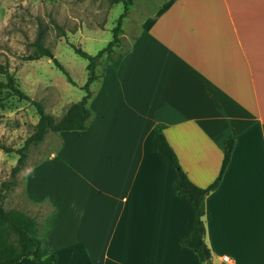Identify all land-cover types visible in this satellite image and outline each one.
<instances>
[{"label":"crops","instance_id":"0c3cea01","mask_svg":"<svg viewBox=\"0 0 264 264\" xmlns=\"http://www.w3.org/2000/svg\"><path fill=\"white\" fill-rule=\"evenodd\" d=\"M100 73L88 127L24 173L26 199L53 209L37 220L53 264H202L180 244L193 210L151 147L157 125L200 187L235 138L204 242L212 264H264V0H165Z\"/></svg>","mask_w":264,"mask_h":264},{"label":"rangeland","instance_id":"374dc122","mask_svg":"<svg viewBox=\"0 0 264 264\" xmlns=\"http://www.w3.org/2000/svg\"><path fill=\"white\" fill-rule=\"evenodd\" d=\"M165 0H133L122 19L119 43L108 56L99 59L96 72L105 68L110 58L126 50L138 32L140 22L152 15ZM124 4L108 0H0V63L13 74L17 85L30 97L20 99L0 88V187L11 181V170L18 160V149L24 145L38 121L32 100L43 104L46 112L58 119L71 103L85 94L81 87L87 80V59L75 52L77 47L94 55L112 40V30L124 12ZM39 38L53 56L65 67L75 85L53 64L52 59L41 57L28 60L34 52V41ZM0 80L4 76L0 75ZM99 80L92 82L90 90ZM48 132L38 144L28 147L24 167L15 176L16 185L4 191L1 204L4 209H16L31 216L49 210L30 203L23 188L24 173L55 150L60 140L72 134ZM59 135V138H58Z\"/></svg>","mask_w":264,"mask_h":264},{"label":"trees","instance_id":"16d2710c","mask_svg":"<svg viewBox=\"0 0 264 264\" xmlns=\"http://www.w3.org/2000/svg\"><path fill=\"white\" fill-rule=\"evenodd\" d=\"M108 1L114 4L122 2L125 7L124 12L117 19V23L112 30V40L94 55L88 54L80 48L73 47L76 53L88 61L86 65L88 72L87 80L81 87L85 90L82 98L77 102L71 103L58 119H55L52 114L46 112L42 103L34 100L31 101L38 114V121L34 125L32 133L25 140L23 147L18 149L19 157L11 170L12 180L2 182L0 187V264H12L22 258H29L33 264H53L57 259L56 255L48 251L44 246L43 231L40 223L36 220V216H31L16 209L6 210L3 208L1 201L4 197V191L9 190L11 186L17 184L15 176L24 167L27 150L30 145L40 143L48 132L59 133L62 131L84 130L88 127L93 117V112L88 108V100L92 96L90 85L101 76V74L96 72L98 61L104 53H108L109 56L113 47L119 43L122 19L128 10V6L133 2V0ZM41 57L51 58L53 64L65 76L67 82L75 85L74 80L65 67L53 56L51 50L44 46L41 40L37 38L34 41V52L26 56V59L37 60ZM114 59L110 58L106 66L113 62ZM1 74L4 76V80H0V88L8 90L10 94L20 99L30 100V97L17 85L13 74L8 70L7 66L0 63ZM163 128L162 125L156 126L151 136V147L166 163L176 170L172 180V190L175 195L183 196L193 210L191 230L185 238L180 240V244L194 251L202 264H212L210 258L207 259L204 254V249L209 254L204 242V201L205 197L218 187L224 175L235 145V138L229 136L224 139L223 158L217 178L206 187H200L195 185L181 168L175 152L164 136ZM32 204L45 205L43 203ZM48 211H53V209L50 207ZM39 213L40 209L37 210L35 215H39Z\"/></svg>","mask_w":264,"mask_h":264},{"label":"built area","instance_id":"2783aa9c","mask_svg":"<svg viewBox=\"0 0 264 264\" xmlns=\"http://www.w3.org/2000/svg\"><path fill=\"white\" fill-rule=\"evenodd\" d=\"M221 259H222V261H223L224 264H229L231 262V259L227 255H223L221 257Z\"/></svg>","mask_w":264,"mask_h":264},{"label":"water","instance_id":"95a60500","mask_svg":"<svg viewBox=\"0 0 264 264\" xmlns=\"http://www.w3.org/2000/svg\"><path fill=\"white\" fill-rule=\"evenodd\" d=\"M204 254H205V257H206L207 259L210 258V256H209V254L207 253V250H206V249H204Z\"/></svg>","mask_w":264,"mask_h":264}]
</instances>
